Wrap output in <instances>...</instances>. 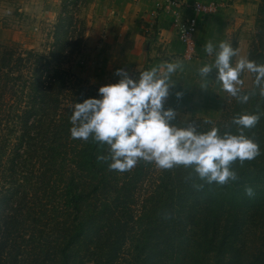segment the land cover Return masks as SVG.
<instances>
[{"label":"trees","instance_id":"16d2710c","mask_svg":"<svg viewBox=\"0 0 264 264\" xmlns=\"http://www.w3.org/2000/svg\"><path fill=\"white\" fill-rule=\"evenodd\" d=\"M85 2L61 1L48 56L0 43V264H264V115L245 129L261 154L235 161L238 179L224 185L143 160L111 170L110 159H97L109 156L107 144L71 137L75 104L102 98L61 66L75 27L68 6ZM246 58L264 64V0ZM251 77L240 91L246 103L225 92L217 118L192 117L186 127L239 134L234 117L264 113Z\"/></svg>","mask_w":264,"mask_h":264},{"label":"clouds","instance_id":"9594fccd","mask_svg":"<svg viewBox=\"0 0 264 264\" xmlns=\"http://www.w3.org/2000/svg\"><path fill=\"white\" fill-rule=\"evenodd\" d=\"M215 45L208 41L204 50L212 55ZM237 55L228 42L219 43L214 65L199 69L207 77L213 68L218 69L217 80L224 91L240 102L246 103L248 95H240L244 81L241 74H255V85L264 96V64L242 57L233 66L231 60ZM161 69H164L161 71ZM182 69L181 62L167 63L160 68L153 67L140 73L139 79H132L117 70L123 78L118 83L101 86L102 98H89L76 103L71 116L70 129L73 139L94 141L109 146V156H98L101 161H112L111 170L120 172L132 170L139 161L154 162L163 170L177 166L193 168L199 179L211 184H227L238 179L231 165L239 160H254L261 154L260 146L245 135V129L254 128L264 113L243 114L233 118L239 134H219L217 127L205 133L197 132L195 125L179 128L171 124L176 112L164 109L169 95L171 74ZM179 96L180 93H177ZM207 123V121H206ZM202 187V185H201ZM248 196L254 195L251 187L245 189Z\"/></svg>","mask_w":264,"mask_h":264},{"label":"crops","instance_id":"0c3cea01","mask_svg":"<svg viewBox=\"0 0 264 264\" xmlns=\"http://www.w3.org/2000/svg\"><path fill=\"white\" fill-rule=\"evenodd\" d=\"M5 1L8 0H0V4ZM23 1L28 4V0ZM104 1L107 4L108 0ZM164 1L115 0L114 5L118 6L117 15H108L109 38L102 45L105 49H114L115 56L111 59V64L126 67V74L136 80L139 77L133 78L132 72L141 73L178 61L182 63V69H177L170 76V83L173 85H170L169 95L164 101L165 110L171 108L176 112L171 124L182 127L192 117L216 118L225 96L222 83L217 80L218 69L213 68L206 78L200 75L199 69L205 65H214L219 43L228 42L231 25L228 10L220 9L210 15H195L190 8L194 0H179L176 7L158 11L153 17L149 16L155 5L163 4ZM174 13L181 19L196 18L195 48L190 58L182 59L177 56L181 53L183 45L173 28ZM151 18L155 21L157 34L153 40L146 43L147 39L139 34V30L141 23L149 24ZM208 41L215 45L212 55L204 50Z\"/></svg>","mask_w":264,"mask_h":264},{"label":"rangeland","instance_id":"374dc122","mask_svg":"<svg viewBox=\"0 0 264 264\" xmlns=\"http://www.w3.org/2000/svg\"><path fill=\"white\" fill-rule=\"evenodd\" d=\"M30 1L28 0V4H26L23 0H8L4 4H0V43L32 49L48 56L49 51L53 48L56 32L54 27L62 0ZM85 1L79 7L71 4L68 6L69 12L73 14L71 26L75 27L68 28L67 34L70 36L72 44H68L65 54L61 57V66L99 88L101 85L118 83L123 76L117 75V70L122 69L126 74V67L118 66L116 63L115 66L111 64V59L115 56L114 49L108 47L105 49L102 45L109 38L107 17L108 15H117L118 6L115 7V0H108L107 4L104 0ZM169 1L171 0H165L163 4L155 5L154 11L149 16L153 17L158 11L170 9ZM209 1H214L217 5L214 13L220 9H227V13L230 15L228 42L234 49H237V55L231 60L234 66L240 58L246 57L248 45L253 36L257 0ZM142 23L141 27H143ZM153 24L155 21L151 18L148 27H146L147 30L145 29L148 34L144 36L148 41L155 38H151L154 32L151 31L150 26ZM156 34L157 30L155 36ZM76 37H79V40L76 41ZM177 56L183 59L181 53ZM139 76L140 73L132 72L133 78ZM240 78L244 81L241 88L251 86L250 72L245 70ZM188 122L189 119L184 126L179 128L186 127Z\"/></svg>","mask_w":264,"mask_h":264},{"label":"built area","instance_id":"2783aa9c","mask_svg":"<svg viewBox=\"0 0 264 264\" xmlns=\"http://www.w3.org/2000/svg\"><path fill=\"white\" fill-rule=\"evenodd\" d=\"M169 4L170 6L168 7L170 8L176 7L179 4V0H171ZM216 7L217 5L214 1L205 2L202 0H194L190 6L195 15L213 14ZM174 14L172 24L178 40L183 45L181 55L183 58H190L193 56L195 48L194 32L196 18L181 19L177 13Z\"/></svg>","mask_w":264,"mask_h":264}]
</instances>
